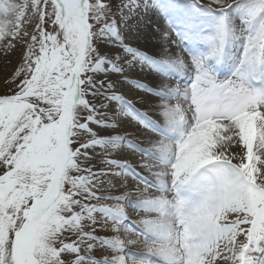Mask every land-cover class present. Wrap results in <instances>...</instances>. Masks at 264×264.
<instances>
[{"label": "snow or ice", "instance_id": "snow-or-ice-1", "mask_svg": "<svg viewBox=\"0 0 264 264\" xmlns=\"http://www.w3.org/2000/svg\"><path fill=\"white\" fill-rule=\"evenodd\" d=\"M0 50V264H264V0H0Z\"/></svg>", "mask_w": 264, "mask_h": 264}, {"label": "bare ground", "instance_id": "bare-ground-1", "mask_svg": "<svg viewBox=\"0 0 264 264\" xmlns=\"http://www.w3.org/2000/svg\"><path fill=\"white\" fill-rule=\"evenodd\" d=\"M0 51H2V50H0ZM4 63H5V61L3 60V56L0 55V73H2V71H3V65H4ZM113 194H119V193H113ZM131 213H133V214L135 213L134 214L135 215L134 217H135L136 220H138L141 216H143V212L140 211V210L130 211V214Z\"/></svg>", "mask_w": 264, "mask_h": 264}, {"label": "rangeland", "instance_id": "rangeland-1", "mask_svg": "<svg viewBox=\"0 0 264 264\" xmlns=\"http://www.w3.org/2000/svg\"><path fill=\"white\" fill-rule=\"evenodd\" d=\"M134 214H135V213H134ZM134 214L131 213V214H130V217H131L132 220L136 221V219H135V217H134V216H135Z\"/></svg>", "mask_w": 264, "mask_h": 264}]
</instances>
